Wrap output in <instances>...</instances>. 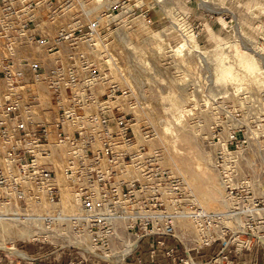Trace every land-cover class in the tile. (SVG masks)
<instances>
[{
	"label": "built area",
	"instance_id": "2783aa9c",
	"mask_svg": "<svg viewBox=\"0 0 264 264\" xmlns=\"http://www.w3.org/2000/svg\"><path fill=\"white\" fill-rule=\"evenodd\" d=\"M99 2L0 0V225L16 226L13 245L27 257L1 250L21 264L55 254L70 255L64 264H156L160 249L170 264H196L178 251L192 250L181 245L180 224L193 216L210 231L203 244L223 240L205 264H233L223 237L240 215L233 188L226 185L227 211L192 215L189 200L182 213L179 175L149 152L128 117L133 106L112 104L118 87L104 91L87 50L94 35L84 30ZM240 234L237 254L248 246Z\"/></svg>",
	"mask_w": 264,
	"mask_h": 264
},
{
	"label": "rangeland",
	"instance_id": "374dc122",
	"mask_svg": "<svg viewBox=\"0 0 264 264\" xmlns=\"http://www.w3.org/2000/svg\"><path fill=\"white\" fill-rule=\"evenodd\" d=\"M99 1L97 16L84 17L95 43L87 50L104 91L118 87L112 104L133 106L128 117L147 149L159 151L164 167L179 175L182 213L189 200L192 215L229 210L227 185L240 215L224 228L226 252L235 264L229 252L244 230L242 253L264 254V0ZM93 20L96 32L87 26ZM15 227L0 225V251L14 247ZM208 231L193 216L180 224L182 247L216 249L196 264L223 246L222 238L203 244Z\"/></svg>",
	"mask_w": 264,
	"mask_h": 264
},
{
	"label": "crops",
	"instance_id": "0c3cea01",
	"mask_svg": "<svg viewBox=\"0 0 264 264\" xmlns=\"http://www.w3.org/2000/svg\"><path fill=\"white\" fill-rule=\"evenodd\" d=\"M167 242L168 244H173L175 243V240L168 239ZM146 245L147 247H144L142 250V253L145 258H147V253H148L147 248L149 244L146 243ZM178 251L180 255L187 256L195 261L205 262L212 256V254L216 252V249L214 250L211 247L209 248L207 247L205 249H202L199 252L197 251L192 252L191 250L189 253H187L185 250H183L180 247ZM229 254L231 255L232 258H234L235 264H256L257 262H260L262 259H264V254L262 253V251L260 250L258 251V249L249 251V252L245 251L244 253H241V254H237V253L230 251ZM69 257L70 255H67V254L65 255L55 254V255H51V256L41 259L40 262L41 264H64ZM0 264H21V263L11 262L8 258V255L4 251H0ZM24 264H27V263H24ZM91 264H105V263L100 260H95ZM126 264H135V263L130 261ZM156 264H170L167 257H165L162 249H160L158 252V260Z\"/></svg>",
	"mask_w": 264,
	"mask_h": 264
},
{
	"label": "bare ground",
	"instance_id": "6f19581e",
	"mask_svg": "<svg viewBox=\"0 0 264 264\" xmlns=\"http://www.w3.org/2000/svg\"><path fill=\"white\" fill-rule=\"evenodd\" d=\"M186 44V43H185ZM184 47V43L183 44H181L178 48H177V51H181L182 50V48ZM214 191V190H213ZM212 191V192H213ZM211 194H213V193H211ZM203 211H205V210H203ZM205 212H207V211H205ZM24 233H25V231H24ZM7 247V246H6ZM8 250H10L11 252H13V253H16V254H18V255H20V254H22V252H20V251H18L17 249H15V247H11V248H9ZM25 255V254H24ZM23 255V256H24Z\"/></svg>",
	"mask_w": 264,
	"mask_h": 264
}]
</instances>
